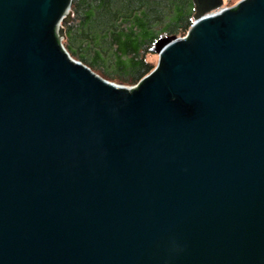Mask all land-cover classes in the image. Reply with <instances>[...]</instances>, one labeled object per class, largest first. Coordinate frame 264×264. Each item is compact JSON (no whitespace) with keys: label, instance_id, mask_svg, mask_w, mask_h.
<instances>
[{"label":"water","instance_id":"water-1","mask_svg":"<svg viewBox=\"0 0 264 264\" xmlns=\"http://www.w3.org/2000/svg\"><path fill=\"white\" fill-rule=\"evenodd\" d=\"M193 2L127 86L0 0V264H264V0Z\"/></svg>","mask_w":264,"mask_h":264},{"label":"trees","instance_id":"trees-1","mask_svg":"<svg viewBox=\"0 0 264 264\" xmlns=\"http://www.w3.org/2000/svg\"><path fill=\"white\" fill-rule=\"evenodd\" d=\"M63 23L65 48L103 77L137 84L154 68L148 55L162 37L184 36L194 21L193 0H72Z\"/></svg>","mask_w":264,"mask_h":264},{"label":"rangeland","instance_id":"rangeland-1","mask_svg":"<svg viewBox=\"0 0 264 264\" xmlns=\"http://www.w3.org/2000/svg\"><path fill=\"white\" fill-rule=\"evenodd\" d=\"M238 0H229V1H225L226 3H224V4H227L228 6H232V5H234L235 4V2H237ZM73 12V11H72ZM73 16H74V13H73V15H72V18H73ZM180 36H182V35H180ZM66 37H64V39H65ZM63 39V40H64ZM158 59H159V56H158V53L157 52H154V53H150L149 55H148V60L149 61H151V62H153L154 63V66L157 64V62H158ZM98 73V72H97ZM118 83V82H117ZM121 84H123V83H121ZM125 85H127V86H131V85H134V84H125Z\"/></svg>","mask_w":264,"mask_h":264},{"label":"built area","instance_id":"built-area-1","mask_svg":"<svg viewBox=\"0 0 264 264\" xmlns=\"http://www.w3.org/2000/svg\"><path fill=\"white\" fill-rule=\"evenodd\" d=\"M225 1H229V0H223V7H228V5L227 4H224V3H226ZM241 0H238L237 2H235V4H237V3H239ZM234 4V5H235ZM233 6V5H232ZM135 85V84H134Z\"/></svg>","mask_w":264,"mask_h":264}]
</instances>
